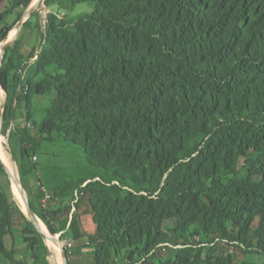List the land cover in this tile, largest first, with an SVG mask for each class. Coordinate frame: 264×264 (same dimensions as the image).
<instances>
[{"label":"trees","instance_id":"16d2710c","mask_svg":"<svg viewBox=\"0 0 264 264\" xmlns=\"http://www.w3.org/2000/svg\"><path fill=\"white\" fill-rule=\"evenodd\" d=\"M33 1L0 0V44ZM82 3L92 11L69 17ZM46 5L65 14L24 23L40 52L4 54L2 135L13 123L35 214L79 243L68 264L84 249L88 264H264V0ZM11 184L0 160V257L50 264ZM16 231L29 259L7 246Z\"/></svg>","mask_w":264,"mask_h":264},{"label":"rangeland","instance_id":"374dc122","mask_svg":"<svg viewBox=\"0 0 264 264\" xmlns=\"http://www.w3.org/2000/svg\"><path fill=\"white\" fill-rule=\"evenodd\" d=\"M36 2H38V3L35 4ZM32 7H35V10L33 12H37L39 15L42 16V18L46 17V15L49 12H51V11L59 12L62 15L65 14V11H59L58 8H57V6H54L52 8H49L46 5V0H34L32 2V4L30 5L29 8H32ZM4 8H5V4H1L0 5V10H2ZM27 10L28 9H26L23 12V15L26 14ZM91 11H92V7L89 4L82 3V4H79L77 6V8L73 12L68 13V16L69 17H77V16H79V15H81L83 13H87V12H91ZM30 16H31V14L27 15L26 17H22L21 20H19L18 22H16L14 28L12 29V31L10 32L7 40L5 41V42L9 41L11 38H12L11 40H13L14 39V34H16V37L13 40V42L11 43V45H14L20 52H22L26 57H29V58L34 53H35V55H37L40 52L41 46H42V37H41V34L38 31H34V30H31V29H28V28H26L24 26V23L26 22V20ZM14 20H15V16H12L9 19V22L10 23H13ZM18 25H19V29H18V31H16L15 28ZM5 42H3L2 44H0V57L2 56V58H3V55H2V45ZM3 52H4V50H3ZM34 60H35V58H33L31 60L30 59H27L25 61V63H31ZM0 95H1L0 96V113H1V111H2L1 110L2 104H5V102H6L5 92L4 91L1 92V89H0ZM46 99H47V97L44 96V97H38L34 101V107L33 108H34L35 115L38 118L40 117V113H39L40 112V109L43 106V104L46 102ZM24 115H25V106H24V104H21L18 107L17 111H16V116H17V122L18 123H23L24 122ZM12 127H13V123L11 124V127H10V129L8 131L9 134H10V131H11V128ZM1 129H3V119L0 122V130ZM4 136H3L4 137V141H3L4 148H5V151H6L7 155H8V157L10 158V148H9L10 140L8 138V135H4ZM0 145H1V143H0ZM10 146H11V149L13 151V148H12L11 143H10ZM20 183H21V180H20ZM23 189H25V188H23ZM25 191H26V189H25ZM25 191H24V194H25ZM13 192H14L15 197L19 201L20 205L22 206V209H24V204H23L22 198L21 197H17V195L15 194L14 189H13ZM26 195H27V197L29 199V195H28V192L27 191H26ZM85 224H86V226H91V230L94 229V225L92 223V219H91L90 216L85 218ZM62 241H63V244L66 241H71L72 242V247H71L72 251L73 252H77V251L79 252V249H78V244L79 243L76 242V241H73L70 238V236H66V238L64 240H62ZM6 242H7V246L9 248V250L15 251V253L17 254V256L19 258L29 259L27 247L23 243L22 237L20 236L19 231H16V236L14 238L11 237V236L7 237V241ZM49 245H50V242H49ZM77 257H78L77 264H88L89 253H88L87 249H84L82 251V253H79V255ZM56 258L58 259L57 260L59 262L58 264H63V257H62V253H61V248H60V252L56 254ZM0 264H9V263H8V261H6L5 258L0 257ZM50 264H57L55 262L53 256H52V251H51V254H50Z\"/></svg>","mask_w":264,"mask_h":264},{"label":"water","instance_id":"95a60500","mask_svg":"<svg viewBox=\"0 0 264 264\" xmlns=\"http://www.w3.org/2000/svg\"><path fill=\"white\" fill-rule=\"evenodd\" d=\"M30 7V6H29ZM27 8V12L25 15H23V17H26L27 15L29 14H32V12L35 10V7H32V8ZM45 19V17H44ZM45 21V20H44ZM19 29V25L16 26L15 30L18 31ZM16 37V34H14V39ZM13 39V40H14ZM13 40H11L7 46H5L4 48V52L2 53L3 57H4V54L6 52V49L11 45V43L13 42ZM3 61V58L2 60ZM2 66V62L0 64V68ZM0 88H2L1 84H0ZM3 89V88H2ZM4 91V90H3ZM4 109H5V104H2V111L0 113V122L2 121L3 119V113H4ZM0 134H3V130L1 129L0 130ZM8 138H9V133H8ZM9 148H10V157H11V160L15 161L16 164H17V161H16V158L13 154V151L11 149V146H10V143H9ZM0 160L2 161V163L4 164V166L6 167L8 173H9V176L10 178H12V175L10 173V170H9V167H7V165L3 162V160L1 159V154H0ZM18 166V165H17ZM18 171H19V168H18ZM19 175H20V172H19ZM11 187H12V184H11ZM24 188V187H23ZM25 191V189H24ZM24 211V213L27 215V217L35 224L36 228L38 229L39 233L41 234L42 238L44 239V241L46 242L47 244V247H48V259H49V262H50V254H51V251H52V248L50 247V245L48 244L49 240H58V242L61 244V253H62V257H63V264H68V257H67V253H66V249H65V245L63 244V241L61 239V235L60 234H57V235H54L50 232V230L48 229L49 233H50V236H47L38 226V224L36 223V214L35 212L33 211V209L31 208V205L29 203V199L26 195V191H25V210L22 209Z\"/></svg>","mask_w":264,"mask_h":264},{"label":"bare ground","instance_id":"6f19581e","mask_svg":"<svg viewBox=\"0 0 264 264\" xmlns=\"http://www.w3.org/2000/svg\"><path fill=\"white\" fill-rule=\"evenodd\" d=\"M38 2H36L35 4H37ZM12 39V38H11ZM11 39L7 42H5L2 45V53L3 50L5 48V46H7V44L11 41ZM1 64V61H0ZM1 89V92H3V89ZM1 96V95H0ZM2 110V108H1ZM4 137L0 134V154H1V159L3 160V162L7 165V167H9L10 173L12 175V189H14L15 194L17 195V197H21L23 204H24V210H25V194H24V189L22 186V183H20V175H19V171H18V167L15 161L11 160V157L9 158L5 148H4ZM36 223L38 224L39 228L46 232L47 236H50V233L48 231V229L46 228L45 224L40 220V218L38 216H36ZM50 242V247L52 248V256L55 260V262L58 264L59 262L57 261L58 259L56 258V254L60 252V248H61V244L58 242V240H49ZM59 244V245H58ZM60 246V247H59Z\"/></svg>","mask_w":264,"mask_h":264},{"label":"crops","instance_id":"0c3cea01","mask_svg":"<svg viewBox=\"0 0 264 264\" xmlns=\"http://www.w3.org/2000/svg\"><path fill=\"white\" fill-rule=\"evenodd\" d=\"M28 183H29V187L32 190H36V188L38 187V174L35 173V174H32L31 176H29ZM69 223H70V221H69ZM69 223H68L67 229L69 228ZM86 227L88 230H91V226H86Z\"/></svg>","mask_w":264,"mask_h":264},{"label":"built area","instance_id":"2783aa9c","mask_svg":"<svg viewBox=\"0 0 264 264\" xmlns=\"http://www.w3.org/2000/svg\"><path fill=\"white\" fill-rule=\"evenodd\" d=\"M43 19H44V18H43ZM44 20H45V19H44ZM35 159H36V157H35ZM49 197H50V195H47V196L44 198V201H46ZM64 245L67 246V247H72V242H71V241H66V242L64 243Z\"/></svg>","mask_w":264,"mask_h":264}]
</instances>
